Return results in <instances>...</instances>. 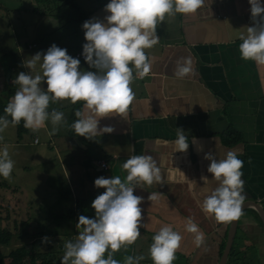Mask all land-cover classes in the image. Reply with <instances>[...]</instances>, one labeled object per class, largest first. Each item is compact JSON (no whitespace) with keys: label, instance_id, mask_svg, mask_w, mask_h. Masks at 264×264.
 Here are the masks:
<instances>
[{"label":"crops","instance_id":"obj_1","mask_svg":"<svg viewBox=\"0 0 264 264\" xmlns=\"http://www.w3.org/2000/svg\"><path fill=\"white\" fill-rule=\"evenodd\" d=\"M11 1L7 6L0 3V106L5 107L12 96L6 97L7 92L15 94L18 88L14 84L17 75L30 71L23 62L46 52L52 44L73 58L82 54L86 43L82 24L92 18L103 21L109 14L105 5L110 2L73 0L84 15L69 10L71 15L65 18L68 13L58 4L38 7L34 0ZM250 26L248 0H204L195 14L166 17L157 25L159 43L145 50L152 71L130 85L135 100L128 115L99 121L100 128L110 126L112 133L92 140L69 136L72 103L68 100L50 104L49 111H62L67 121L55 135L48 134L50 122L35 133L25 129L20 137L13 126L0 133L1 143L10 142L9 153L15 161L11 180L0 177V192L8 208L0 206V230L11 233L8 244L0 245V255L25 246L37 254V264H60L66 238L74 240L78 235L79 216L95 218L91 203L106 190L96 188L95 179L123 178L122 164L129 156L151 155L164 182L134 190V195L144 197L139 205L141 235L114 258L123 264L128 255H143L140 264H153L148 257L152 237L170 225L183 237L173 264H217L230 222L218 224L201 209L204 198L218 187L207 171L210 161L205 155L211 153L219 160L227 150H236L244 161L243 204L254 202L264 211V66L242 60L241 41L235 38L237 31L246 32ZM181 57L191 58L194 73L177 79L173 69ZM80 62L81 70L95 71L85 60ZM178 128L188 138L184 152L176 151ZM228 130L238 135V143L224 145ZM100 160L106 162V171L99 168ZM202 176L208 177L207 183ZM151 192L161 193L157 202L147 199ZM242 213L228 252L229 264H264L260 217L250 205ZM188 218L205 234L199 248L193 242L194 234L185 230ZM45 236L51 243L43 242Z\"/></svg>","mask_w":264,"mask_h":264},{"label":"clouds","instance_id":"obj_2","mask_svg":"<svg viewBox=\"0 0 264 264\" xmlns=\"http://www.w3.org/2000/svg\"><path fill=\"white\" fill-rule=\"evenodd\" d=\"M253 26L246 32L237 31L240 58L252 60L264 66V4L261 0H248ZM204 5V0H110L104 11L109 13L104 20L92 18L82 24L86 43L82 55L91 70H81L80 60L67 54V50L52 44L46 52H37L23 62L28 73L20 72L14 80L18 85L0 116V133L9 126L23 127L37 132L51 123L50 136L55 135L66 123L65 114L50 104L68 100L82 107L74 113L71 128L77 136L92 140L104 133H112L110 126L99 127L102 118L128 115L135 100L131 84L144 79L152 71V63L146 49L159 43L157 25L166 17L177 14H195ZM39 65L40 71L37 72ZM177 79H184L194 73L190 57L175 61L173 69ZM35 73V74H33ZM46 84V88L43 86ZM115 114V115H113ZM10 117V119H9ZM176 151L184 152L189 147L183 129H176ZM3 136H0V141ZM210 161L207 168L212 180L218 182L210 195L201 204L205 214L214 217L218 224L238 220L245 200L242 168L244 161L238 158L236 150H227L217 160L211 153L205 155ZM15 161L9 148H0V177L11 180ZM125 177L119 175L95 179L96 188L106 189L91 203L95 218L80 215L74 240L64 243V254L60 264H120L114 254L122 248L133 245L141 235L142 209L139 205L144 197L134 195L136 188L145 185H162L164 177L161 168L151 155H132L122 164ZM204 183L207 176H202ZM160 192H151L147 199L157 202ZM185 230L194 234L196 247L205 243V234L191 218ZM183 239L170 225L159 229L152 237L148 257L153 264H173L176 252ZM44 243H51L49 237ZM107 253V258L105 254ZM145 256L128 255L123 264H140Z\"/></svg>","mask_w":264,"mask_h":264},{"label":"trees","instance_id":"obj_3","mask_svg":"<svg viewBox=\"0 0 264 264\" xmlns=\"http://www.w3.org/2000/svg\"><path fill=\"white\" fill-rule=\"evenodd\" d=\"M36 5L39 6H45V5H60L61 8L67 9V10H74L76 13L80 14L83 16L84 14L78 10V8L75 5V2L73 0H34ZM13 96L14 93L8 91L6 94V97ZM82 104L78 102L77 104L73 105L70 111L69 115V131L68 135L73 136L76 135L72 128L71 124L72 122L77 119L74 115L75 111L77 109H80V106ZM4 108L5 106H0V116H4ZM10 119V117H9ZM16 129V136L20 137L22 134L25 133V128L23 127V121L17 126H14ZM77 136V135H76ZM224 136V145L230 146L238 143L239 137L236 133H233L231 131H226V133L223 135ZM11 238V233L8 230H0V245H7L9 240ZM37 254L35 252H32L29 248L25 246H20L12 251H10L6 256L0 255V264H37L35 259H36ZM228 259H231V251L227 256V260L225 264H229ZM44 264H51V261H47Z\"/></svg>","mask_w":264,"mask_h":264},{"label":"water","instance_id":"obj_4","mask_svg":"<svg viewBox=\"0 0 264 264\" xmlns=\"http://www.w3.org/2000/svg\"><path fill=\"white\" fill-rule=\"evenodd\" d=\"M248 205H250V206L255 208L256 213L260 217V220H261V222L263 224V227H264V211H263V209L260 206H258L256 203H254V202H251L250 204H243L242 205V209L245 208V206H248ZM236 221H232L229 224V227H228V230H227V234H226V239H225V245H224L223 251H222V253H221L220 257H219V260H218L217 264H225V262H226V258H227V255H228V252L230 250L231 243H232V240H233V237H234V234H235Z\"/></svg>","mask_w":264,"mask_h":264},{"label":"rangeland","instance_id":"obj_5","mask_svg":"<svg viewBox=\"0 0 264 264\" xmlns=\"http://www.w3.org/2000/svg\"><path fill=\"white\" fill-rule=\"evenodd\" d=\"M12 1L11 0H0V3H2V4H4V5H6L7 6V3L8 4H10ZM68 14H65V18H67L68 16H70L71 14L69 13L70 11L69 10H65ZM66 22H67V20H65ZM73 34V33H72ZM70 40V37L69 36H67L66 37V41H69ZM1 143V142H0ZM10 142H7V143H1V146H0V148H3V146L4 145H7L8 146V148H9V152H10V150L12 149L11 148V146H10V144H9ZM0 188H2L3 189V187H0ZM3 192V191H2ZM0 206H1V209L2 210H6V209H8L7 208V205H6V201H5V197H4V195L3 194H1V192H0ZM66 241H68V237L66 238ZM132 248V250H134L135 252H137L136 251V247H131ZM9 249H10V247H9ZM129 250H130V247H129ZM138 256V255H137ZM105 258H107V256H105Z\"/></svg>","mask_w":264,"mask_h":264},{"label":"built area","instance_id":"obj_6","mask_svg":"<svg viewBox=\"0 0 264 264\" xmlns=\"http://www.w3.org/2000/svg\"><path fill=\"white\" fill-rule=\"evenodd\" d=\"M33 47H34V46L32 45V46H28L27 48H28V49H31V48H33ZM74 58H77V59H79V60H85L84 57H83V55H82L81 53H76V54H74ZM34 142H35V141H34ZM98 165H99V168H100L102 171H106V170L108 169L106 162H104L103 160H100L99 163H98Z\"/></svg>","mask_w":264,"mask_h":264}]
</instances>
